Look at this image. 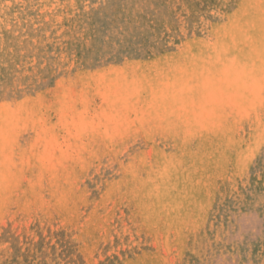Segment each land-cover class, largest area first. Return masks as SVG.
I'll return each mask as SVG.
<instances>
[{"label":"rangeland","instance_id":"obj_1","mask_svg":"<svg viewBox=\"0 0 264 264\" xmlns=\"http://www.w3.org/2000/svg\"><path fill=\"white\" fill-rule=\"evenodd\" d=\"M0 264H264V0H0Z\"/></svg>","mask_w":264,"mask_h":264}]
</instances>
